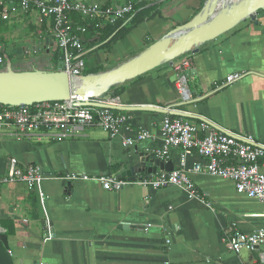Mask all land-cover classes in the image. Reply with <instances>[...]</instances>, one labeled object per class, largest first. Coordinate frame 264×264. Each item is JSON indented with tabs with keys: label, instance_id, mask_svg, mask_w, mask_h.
<instances>
[{
	"label": "crops",
	"instance_id": "obj_1",
	"mask_svg": "<svg viewBox=\"0 0 264 264\" xmlns=\"http://www.w3.org/2000/svg\"><path fill=\"white\" fill-rule=\"evenodd\" d=\"M86 1L113 4L121 0ZM205 1L144 2V18L123 38L108 49L100 48L93 38L85 43L83 57L91 55L100 62L89 65L93 70L114 68L192 19ZM22 19L35 28L34 34L29 40L18 39L20 43L10 44L9 49L4 47L5 53L13 55L11 61L17 66L36 63L48 67L52 51V47L44 48L52 43L48 25L39 21L35 11L8 23ZM181 58L188 59L192 69L187 77L192 102L183 105L174 69ZM236 72L242 73L239 79L223 84L227 75ZM106 95L122 105L186 110L201 117L188 118L192 122L207 119L224 130L251 133L264 142V9L255 19L243 20L201 45L197 52L183 54L172 63L163 62L112 87ZM116 111L126 114L127 121L121 135L113 138L98 126L57 140L37 133L17 136L0 131V175L14 156L21 166L38 165L46 176L43 206L37 194L22 183L0 185V239L14 264H264L263 248L235 252L225 243L235 230L264 228L263 203L238 193L230 179L191 173L198 196L189 198L178 186L154 188L138 182L162 171L159 167L150 175L137 174V180H128L131 183L119 191L104 189L96 179L62 178L70 172L92 177L117 175L120 169L138 162L139 153L162 148L160 126L166 113ZM139 130L148 131L150 137L124 146L122 136L133 137ZM162 161L170 162L173 169L180 167V150L172 149ZM196 162H204V158L193 153L186 166Z\"/></svg>",
	"mask_w": 264,
	"mask_h": 264
},
{
	"label": "built area",
	"instance_id": "obj_2",
	"mask_svg": "<svg viewBox=\"0 0 264 264\" xmlns=\"http://www.w3.org/2000/svg\"><path fill=\"white\" fill-rule=\"evenodd\" d=\"M151 0H121L117 3L88 2L86 0H0V19L12 22L22 15L35 11L39 21L48 25L52 43L51 53L60 51L61 68L77 80L84 75V54L86 26L70 20V13H77L85 19L103 24H115L134 12L136 7ZM35 51V50H34ZM31 53V49H27ZM4 49L0 44V66L3 65ZM178 72L176 89L183 101H190L191 94L184 71L190 69V62L181 58L175 62ZM241 72L226 76L223 84H230L240 78ZM110 90V89H109ZM109 92V91H108ZM119 105L117 99L105 94L87 98L71 96L68 100L35 102L31 105L0 107V131H8L17 136H47L53 140L74 136L89 126H98L110 137L121 135L127 115L107 107L78 105L84 100ZM165 108V107H164ZM171 111L190 113L186 110L166 107ZM160 131L163 146L153 154L161 160H167L172 149L180 150L181 165L171 171L162 170L149 177L139 179V183L154 188L178 186L184 189L189 198L198 196L196 186L190 178L191 173H205L210 176L230 179L238 193L259 199L264 205V142L258 141L251 133L238 134L228 130H219L207 119L192 122L188 117L165 114L161 120ZM201 133V136L198 134ZM150 137L146 130H139L135 136H122L124 146H133L138 141ZM196 153L204 162L186 166L189 155ZM63 179L69 181L96 179L101 186L110 191H119L131 181L120 179L114 174L89 176L76 172L66 173ZM46 179L38 165L21 166L19 160L10 156L7 170L0 175V185L23 183L38 196L40 205H44L45 194L42 182ZM228 249L239 252L243 249L256 250L264 259V228L251 232L235 230L225 239ZM10 252V251H9ZM168 264H179L169 262Z\"/></svg>",
	"mask_w": 264,
	"mask_h": 264
},
{
	"label": "water",
	"instance_id": "obj_3",
	"mask_svg": "<svg viewBox=\"0 0 264 264\" xmlns=\"http://www.w3.org/2000/svg\"><path fill=\"white\" fill-rule=\"evenodd\" d=\"M260 9H264V0H206L201 9L189 21L175 26L162 38L156 40L147 49L130 58L120 65L97 73H87L77 80L61 68L58 61L56 69H46L36 63L35 66H14L7 54L4 55L5 62L0 66V105L20 106L31 105L35 102L51 100H68L71 96L82 98L99 97L109 91L111 87L134 78L163 62L172 63L177 57L188 52H197L201 45L217 39L220 35L231 30L239 22L246 19H255ZM128 22V21H126ZM125 22V23H126ZM173 36L171 41L168 38ZM110 39V38H109ZM109 39L105 40L107 42ZM98 47L94 46L90 51ZM189 77L192 69L184 71ZM105 74L106 76L118 75L122 79L109 85L103 90H96L93 85L95 76ZM182 101V105L191 103ZM78 105L107 107L114 110H146L161 113H169L188 118H201L192 113H183L168 110L166 107H158L150 104L141 105H114L100 103L94 100H84ZM211 123V122H210ZM217 129H224L211 123ZM139 161L127 168L118 171L117 176L123 180H137V174L156 173L160 170L171 171L170 162H164L155 157L152 152L139 153ZM0 264H14L12 256L0 239Z\"/></svg>",
	"mask_w": 264,
	"mask_h": 264
},
{
	"label": "trees",
	"instance_id": "obj_4",
	"mask_svg": "<svg viewBox=\"0 0 264 264\" xmlns=\"http://www.w3.org/2000/svg\"><path fill=\"white\" fill-rule=\"evenodd\" d=\"M146 3L139 4L132 15L125 17L124 19H121L117 21L115 24H107L104 25L103 23H98L95 21H90L88 19L83 18L77 13H70L69 18L72 22L85 25L87 30L85 33V43H88L91 39L95 38L98 40L97 42L100 43V48H106L108 49L112 42L123 38L132 28H134L143 18H144V10ZM128 21V22H126ZM126 22V23H125ZM8 21H4L0 19V43H3V38L1 36V32L8 28L6 24ZM125 23V24H124ZM97 36V37H94ZM110 37V40L107 42H104ZM94 39V40H95ZM93 40V41H94ZM94 45V44H92ZM4 46V45H3ZM4 49V47H3ZM5 54V51H4ZM60 51L58 49L54 50L51 53V64L46 69H56V64L58 60L60 59ZM9 57V56H8ZM10 58V57H9ZM32 66H35V64H32ZM100 71H104L102 67H97L94 71H85L84 74L87 73H97ZM116 94V93H114ZM2 107V105H0Z\"/></svg>",
	"mask_w": 264,
	"mask_h": 264
},
{
	"label": "rangeland",
	"instance_id": "obj_5",
	"mask_svg": "<svg viewBox=\"0 0 264 264\" xmlns=\"http://www.w3.org/2000/svg\"><path fill=\"white\" fill-rule=\"evenodd\" d=\"M29 24L30 23L27 19H22L20 21L18 20L15 23H7L6 26L8 28H6L5 30H3L1 32V36L3 38V43H0V44L5 45L3 47L7 46V48L9 49L10 44H13L15 46V45L20 43L18 39H21V40L28 39L29 40L30 37H32L31 33L34 34V30H35V28H32ZM104 25H107V24H104ZM7 38H9V39H7ZM40 55H42V53ZM12 56L13 55L10 54V56H9L10 59L12 58ZM90 56L91 55H87V56L83 57L85 60V67H84L85 71H94L95 70V69L94 70L91 69L92 67L89 66L90 64L100 65V62L94 56L92 58H90ZM13 64H14V66H16L14 62H13ZM24 64L25 63H22V65H19V66H24ZM188 83L190 84V82H188ZM10 184H16V183H10Z\"/></svg>",
	"mask_w": 264,
	"mask_h": 264
},
{
	"label": "bare ground",
	"instance_id": "obj_6",
	"mask_svg": "<svg viewBox=\"0 0 264 264\" xmlns=\"http://www.w3.org/2000/svg\"><path fill=\"white\" fill-rule=\"evenodd\" d=\"M171 37L173 36H170L168 39L170 40ZM122 77L118 75L106 76L105 74H99L94 77L93 85L96 90H103L117 80L122 79Z\"/></svg>",
	"mask_w": 264,
	"mask_h": 264
}]
</instances>
